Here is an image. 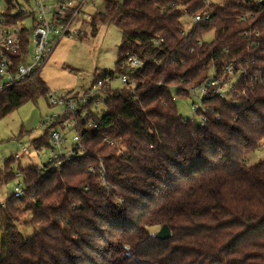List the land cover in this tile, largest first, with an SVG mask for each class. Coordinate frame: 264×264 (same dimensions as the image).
Segmentation results:
<instances>
[{
  "label": "trees",
  "instance_id": "obj_1",
  "mask_svg": "<svg viewBox=\"0 0 264 264\" xmlns=\"http://www.w3.org/2000/svg\"><path fill=\"white\" fill-rule=\"evenodd\" d=\"M101 1L104 12L83 23L92 36L107 25L122 34L115 70L101 76L126 73L128 52L149 64L135 94L109 97L101 113L88 106L83 158L19 167L24 195L0 206V264H264V159L248 164L264 142V0ZM205 14L211 23L186 30L184 17ZM231 63L233 95L203 100L205 125L180 116L175 93ZM47 93L38 75L0 94V120ZM13 161L0 188L17 179ZM165 225L172 236L158 240L152 229Z\"/></svg>",
  "mask_w": 264,
  "mask_h": 264
},
{
  "label": "built area",
  "instance_id": "obj_2",
  "mask_svg": "<svg viewBox=\"0 0 264 264\" xmlns=\"http://www.w3.org/2000/svg\"><path fill=\"white\" fill-rule=\"evenodd\" d=\"M94 0H52L47 4L44 0H0V94L31 83L41 74L44 67L55 52L58 44L66 38L81 35L78 27L89 20L87 6L94 9ZM210 14L196 15L185 24L186 30L201 23H211ZM163 40L159 41V44ZM26 44V47H25ZM155 44H158L156 41ZM25 50L23 51V49ZM149 64L148 59H141L130 52L120 60V67L126 73L120 75H98L92 85L83 94H70L57 97L48 92L46 100L51 108H58L44 120L50 130L51 160L49 166L57 168L76 158H83L86 150L82 146L80 127L89 115L88 106L92 112L101 113L99 108L105 106V101L127 91L135 94L138 87L137 75L142 74ZM234 64L227 65L223 73L211 77L199 88L190 90L189 95L199 91L201 105L194 104L197 112L203 110L202 102L209 95L228 98L233 95L235 81ZM116 83L120 87H116ZM177 98L172 99L176 102ZM206 118L201 116L200 126H204ZM92 122L86 124L90 129ZM109 146L114 142L105 140ZM23 147L13 159L21 161V156L27 154ZM46 168V167H45ZM44 169V168H42ZM91 172V170H90ZM102 176L105 171L102 169ZM18 178H22L18 171ZM24 182H19L13 193L15 199L23 197ZM2 207L4 204L1 205Z\"/></svg>",
  "mask_w": 264,
  "mask_h": 264
},
{
  "label": "rangeland",
  "instance_id": "obj_3",
  "mask_svg": "<svg viewBox=\"0 0 264 264\" xmlns=\"http://www.w3.org/2000/svg\"><path fill=\"white\" fill-rule=\"evenodd\" d=\"M51 4L52 0H44ZM222 0H210L211 4H220ZM95 8L87 6L88 15L96 12H104L105 5L101 0H94ZM88 21V20H86ZM188 23L190 19L183 18ZM87 23V22H86ZM86 23L78 27L81 35L74 38L62 40L55 49L54 54L42 70L40 76L45 82L48 92L57 97H65L70 94H83L94 82L98 75L104 72H112L116 68L119 54V47L122 41V34L115 26H101L95 36L91 35ZM84 31L85 33H83ZM83 33V34H82ZM214 39V32L203 37L204 42H211ZM236 76H233V80ZM116 87H120L116 83ZM177 111L180 116L195 122H200L201 114L194 110L193 105H201L199 91L187 97L177 96L175 93ZM103 107L99 108L102 110ZM58 108H51L45 97L39 98L36 102H28L18 110L0 120V168H3L6 161L13 159L20 148L28 149L27 154L21 156V161L14 159L13 168L18 174L19 167L26 169L30 167L45 168L50 164L51 147L44 146L37 151L32 146L35 140L42 138L47 131L44 120L52 115ZM264 159V142L259 149L248 159L249 165H254ZM22 182L18 178L0 188V205L4 204L14 193L16 185ZM30 219L27 215L25 220ZM20 232L25 238L34 234V229L28 224L19 226ZM161 228L152 229L154 233L160 232Z\"/></svg>",
  "mask_w": 264,
  "mask_h": 264
},
{
  "label": "water",
  "instance_id": "obj_4",
  "mask_svg": "<svg viewBox=\"0 0 264 264\" xmlns=\"http://www.w3.org/2000/svg\"><path fill=\"white\" fill-rule=\"evenodd\" d=\"M171 231L168 226H163L160 232L157 234L156 238L161 241H167L171 238Z\"/></svg>",
  "mask_w": 264,
  "mask_h": 264
},
{
  "label": "crops",
  "instance_id": "obj_5",
  "mask_svg": "<svg viewBox=\"0 0 264 264\" xmlns=\"http://www.w3.org/2000/svg\"><path fill=\"white\" fill-rule=\"evenodd\" d=\"M1 206V205H0ZM0 239H1V233H0Z\"/></svg>",
  "mask_w": 264,
  "mask_h": 264
}]
</instances>
